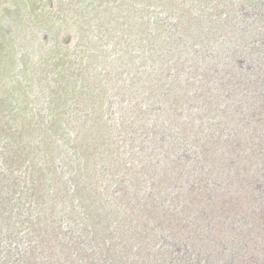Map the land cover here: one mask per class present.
<instances>
[{
    "label": "trees",
    "instance_id": "obj_1",
    "mask_svg": "<svg viewBox=\"0 0 264 264\" xmlns=\"http://www.w3.org/2000/svg\"><path fill=\"white\" fill-rule=\"evenodd\" d=\"M200 1L0 0V264H35L38 247L30 240L33 236L39 248L55 253L56 264H125L129 252L133 258L134 233L139 230L137 244L145 232L151 238L165 230L173 239L190 241L189 228L197 219L188 221V216L196 208L198 216L211 219L205 238L198 241L211 264H229L230 254L236 264H264L261 246L255 245L260 238L264 246V219L259 217L254 226L249 219L253 207H264V190L255 194L236 174L247 165L242 131L251 128V146L264 130V97L258 93L263 76L254 79L256 88L243 83L245 78L239 80L231 97L225 91L230 67L208 55L218 67L213 70L200 62L197 48L219 40L213 26H229L224 45H236L239 33L240 44L249 38L253 45L260 42L252 55L264 54V0H227L221 7H215L221 0H206L202 13ZM88 20L95 25L83 29ZM70 25L78 34L73 50L59 40L61 32L71 34ZM182 28L195 37L186 45L181 42L184 50L188 45L196 50L193 57L185 51L175 76L169 70L174 55L158 59L159 47ZM41 32L53 45L45 43L48 37ZM112 36L126 45L116 58L98 47V41ZM129 63H134L132 75L122 69ZM152 64L161 71H151ZM146 71L150 77L140 76ZM156 89L158 94L153 93ZM119 94L123 98L117 101ZM232 99L240 101L237 109L218 106L220 100ZM249 101L258 109L257 120L244 109ZM146 102L159 104L161 116L153 126L141 123L130 132V118L146 114ZM205 111L212 117L208 125L203 124ZM163 118L169 123L162 124ZM261 145L264 141L252 151ZM182 159L187 161L184 166ZM163 160L177 164L181 173L175 179L172 164L167 167L172 177L149 179ZM226 176L231 181L227 198L215 204L211 190L221 195ZM260 176L264 174L253 170L251 183ZM172 179L175 193H164L159 197L164 203L153 204V196ZM199 183L210 190L207 211L206 199L195 192ZM11 201L16 211L4 205ZM156 209L178 220L148 224L146 212ZM184 219L188 222L180 224ZM240 223L250 225L246 233ZM21 243H27L25 248H19Z\"/></svg>",
    "mask_w": 264,
    "mask_h": 264
},
{
    "label": "rangeland",
    "instance_id": "obj_2",
    "mask_svg": "<svg viewBox=\"0 0 264 264\" xmlns=\"http://www.w3.org/2000/svg\"><path fill=\"white\" fill-rule=\"evenodd\" d=\"M219 1V0H218ZM226 2H228L227 0H221L219 2L215 3V7H221L222 4H225ZM202 3H206V0H201L198 4V10L200 13H202V11H204V7L205 5ZM203 8V9H202ZM207 10V8H206ZM193 12V11H192ZM90 20H88V22H86L83 25V29L85 28H89L91 26H94L95 24H90L89 23ZM206 21V19H205ZM176 22V19H173V21H171V24H174ZM170 23V21H169ZM71 27V25L69 26V28ZM219 26H213L216 36L219 40H215L213 39L212 41L209 40L208 42L204 41V43L202 44H198L197 48H198V55H199V59L200 62H203L205 64L211 67H213V70L217 71L218 67L214 66L212 64L211 61H215V59L219 60L222 64L224 63L225 66L230 67V69L226 70V75H227V80L225 82L226 85V90L228 91V93H231V97H233V92L236 88V84H238L239 80H243V78H245L246 81H242L243 83H248L249 86L251 88H256L258 87L257 85V81H255L254 79L257 78L258 76H260V74L263 76V79L261 80L262 82H264V54H260L257 53L255 55H252L253 52L255 50H258L259 48H261V44L260 42L256 41L257 44L253 45L252 44V39H247L243 44H240L242 42V40L240 39V34L238 33L235 37V43L234 44H227L224 45L225 43H223L222 41H224V39L228 36V34H231L230 32V27L229 26H221L219 29ZM76 26L74 25L73 27H71L68 31L71 32V34H67L65 32H61L59 35V40L63 43V46H69V48H71V50L74 49V47L77 45V41H78V34L76 32ZM82 29V30H83ZM96 29H94V33L97 34V32L95 31ZM41 36L43 38L48 37L46 39V44L49 43V45H53V40L50 38V36H48V34L46 32H41L40 33ZM193 36V35H192ZM190 36V37H192ZM188 37V34H186V32L184 31V29L182 28V31H178L177 33H174V37H170L165 39L164 41H161V45H160V50H159V56L158 59H161V57L163 55L165 56H169L170 54H173L174 56V60L175 63L172 65V67L169 68L170 71H172L174 73V75L176 76L177 73H179L180 69H181V65L184 64L185 62V55H186V50L189 49V56L193 57L196 47L192 46V45H188L186 46V50H184V47L181 42L184 44L185 42H193L195 39V37L192 39ZM64 38L68 39L67 41L64 40ZM52 43H50L51 41ZM99 45V49H103L102 51H106L109 55V58H116L118 55H123L125 53L126 50V45H124V43H122V39H118L115 36H112L111 38H104L101 39L100 41H98ZM186 45V44H184ZM264 48V46H263ZM101 51V52H102ZM264 51V50H263ZM101 54V53H100ZM100 54H98V56H100ZM208 55H216L215 59L212 57V59H209ZM253 56V58H249L250 56ZM164 56V57H165ZM163 57V58H164ZM228 57H232V60H229ZM249 58V59H248ZM191 60L193 58H190ZM242 59H248L244 62H242ZM258 59H261L262 62L260 64H255L252 65V62L257 61ZM246 62V63H245ZM158 63V62H157ZM150 70L157 72L158 73L161 71V68L157 67V64H152L150 65ZM122 69H127V73L132 75L134 74V63H129L127 66L122 67ZM168 72V70H164V74H166ZM251 75V76H249ZM140 76H142L143 78L148 76L150 77V72L146 71V72H142L140 73ZM249 79V80H248ZM123 80H119L118 83L121 84L123 83ZM246 83V84H247ZM175 84H177L175 82ZM167 86V85H165ZM166 88V87H165ZM248 90V89H247ZM159 91L154 90L153 93L154 94H158ZM173 92V88H170V93ZM250 92V91H248ZM131 92H128L125 95V98L127 99L128 96H130ZM251 94H253L254 92L251 91ZM249 93V94H250ZM259 95H262V98L264 97V87L261 88V90L258 92ZM128 95V96H127ZM224 97V95H222ZM245 97V95H244ZM123 96L122 94H119L115 97V99L117 101L122 100ZM156 99H159L156 97ZM143 100V98H142ZM141 100V102H142ZM236 99H232V101L229 100L228 101H219V107L224 111L226 109L230 110H235L239 107L240 101H235ZM244 109L246 112H248L249 115L253 116L254 119H258L255 118L256 113L258 111V109L256 108V105L253 104L252 101L249 102H244ZM145 111L146 114L142 115V117H134V115L130 118L131 122H132V126H131V131H134L135 129H138L142 124H146V126H153V121L156 120L158 117L161 116L162 112L161 109L159 108V104L157 105V103L155 104H151V103H147L145 104ZM255 112V115L253 114ZM205 116H204V125H208L209 123L212 122V117L208 116L207 117V112L205 111ZM198 119V118H196ZM134 122H135V126H134ZM169 123V120L166 118L162 119V124L163 123ZM249 130H251V128H247L244 129L242 132L244 133L243 139H245V144L243 145L242 148L244 149V152L242 154V156H245V154L247 155V160H246V164L245 166H243V168L241 169L242 171H240V173H236L238 174L240 177L244 178V180H246V186L249 188H254L255 189V194H261L263 193L264 190V177H254V181L256 183H251V176H252V172L253 170L258 171V173H262L264 174V145H261L260 148L256 151L253 152L251 147H255V145L257 146L259 143H261L262 141H264V135L262 136V134L264 133L263 131H258L257 132V139L254 142L253 145L250 146V140L248 141L247 138H249L253 133L248 132ZM241 132V133H242ZM251 139V138H250ZM235 145V144H234ZM211 156V154H210ZM218 154L213 155L214 162L217 164V157ZM178 157L180 158V155H178ZM169 159L172 161L174 159V157L172 155L169 156ZM181 159V158H180ZM192 158H187V160L189 161ZM183 160V166L187 163V161L185 159ZM162 165H160L159 168H157V170L152 169V171H150V178L149 179H161V178H165L167 175L172 177V173L169 171V169L167 167H171L173 164V169H174V177L176 179V177L179 175V173H181L179 166L175 163H168L166 164L165 161H162ZM214 166V165H212ZM219 172V171H218ZM216 172V173H218ZM260 175V174H259ZM174 179V180H175ZM231 182L230 181V177L226 176L225 179L223 180L222 184L224 187L223 192L221 193V195H217L220 194L218 193L215 189L211 190L212 195L214 196L215 199V204L217 203H221L220 201H222L223 199H226L227 197L224 198V194L225 192L230 188L228 186H226L227 183ZM243 182V181H242ZM225 184V185H224ZM176 187L175 186V182H173V179L171 181H167L165 183V185L163 186V189L161 190V192L157 195V196H153L152 198V203L154 204L156 203H164L163 199H160L159 197L163 196L164 193L167 192H171V193H175L176 191ZM210 191V190H209ZM207 188L202 185L201 183H199V185L196 187L195 192L201 196H203V198H207L208 193ZM251 194H254L253 192H251ZM260 198H262V196H260ZM14 201H11L10 203H6L4 204L5 206H8L11 208V206L13 205ZM168 203V202H167ZM202 204V207L205 205L204 203L200 202ZM262 204H264V197L262 199ZM17 205V204H16ZM13 205L12 209L16 206ZM155 206V205H154ZM210 202L207 201L206 199V211L207 209L210 207ZM6 207L5 209L8 210L9 208ZM197 209V208H196ZM196 209H192L191 215L188 216V221L189 220H194L195 216L197 220H194V222L191 224V227L189 228L190 234L192 235V239L190 241L187 240H177L173 239L169 236V234L167 233V230H165L164 232H159L156 233L152 230V232H154L155 234H151V238H146L147 235H145V233L143 234L144 237L142 238V240L140 241L139 244H137L136 239L138 237V235L140 234V230L136 233H134V242L136 245V248L134 249L133 252V258H132V254L131 252H129V258L128 260H125V264H211L208 261L209 255L206 251L202 250V252L199 250V246L201 242V239H204L206 236V223L209 222L211 219H204L201 218L202 216H198L199 211ZM14 210L16 211L17 209L14 208ZM161 209H156V212L153 211H147L146 213V218H148V224H151L154 222V220H157L158 222H165L168 221V223L174 224L178 218H175L173 220V217H167L166 216V211H160ZM160 211V212H159ZM17 213V212H16ZM252 217H249L251 223V226L255 225V221H257V219H259V217L264 219V207L261 206V208H254L253 207V212H252ZM16 218V217H15ZM17 219V218H16ZM186 219H184L183 221H179L180 224L184 225L186 222H188ZM249 226H242V224L240 223L238 226L240 227L241 231L243 233H246L248 231V229L250 228ZM151 228V227H150ZM191 230H195V232H191ZM241 232V233H242ZM195 233H197L196 238L193 237L195 236ZM241 234H238L237 237H239ZM209 237H206L205 240H203L202 242H206L207 239ZM151 239V242H146L145 240ZM30 240H35L37 243V262L35 264H56L57 260H56V256L55 253L52 252H47L41 248H39V241L35 239V236H33ZM177 240V241H176ZM173 241H176L177 243H173ZM28 243V242H27ZM27 243H21V245H19V248H21L22 246H24ZM255 245L257 246V249H259V247L261 246L259 253H264V246H262V242L259 241L257 243H255ZM225 246V245H224ZM223 246V247H224ZM197 247V250L196 248ZM138 253V254H137ZM169 253V254H168ZM199 253V254H198ZM135 254H137L135 256ZM141 254L145 255V259L142 258ZM233 256L232 254L229 255L227 262H229V264H236L235 259H232ZM79 259H81L79 257ZM77 259V260H79ZM115 259H118V255H115ZM232 259V260H231ZM231 260V261H230ZM226 261V259H225ZM82 263V261H81ZM104 264H107L104 261ZM111 264H116L114 262H112Z\"/></svg>",
    "mask_w": 264,
    "mask_h": 264
}]
</instances>
